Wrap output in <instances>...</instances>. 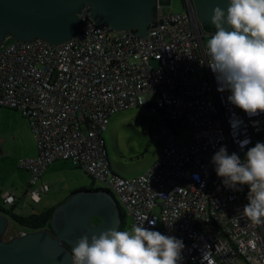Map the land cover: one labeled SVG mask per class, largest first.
I'll return each instance as SVG.
<instances>
[{"label": "built area", "instance_id": "built-area-1", "mask_svg": "<svg viewBox=\"0 0 264 264\" xmlns=\"http://www.w3.org/2000/svg\"><path fill=\"white\" fill-rule=\"evenodd\" d=\"M186 2L185 10L164 13L157 0L144 36L97 24L87 6L82 30L61 44L7 39L0 47V106L19 110L33 131L37 154L19 158L32 198L45 189L38 187L43 172L66 160L113 192L134 226L181 239L182 264H201L203 252L211 264H264V225L242 213L248 186L226 187L211 162L222 146L229 155L246 153L264 114L248 117L227 101L230 92L217 91L206 43L214 33ZM140 106L193 135L183 143L170 139L145 173L127 178L112 169L103 132L113 114ZM233 114L244 121L235 140ZM245 138L250 143L241 148L236 141ZM3 196L4 204L14 203L13 194Z\"/></svg>", "mask_w": 264, "mask_h": 264}, {"label": "clouds", "instance_id": "clouds-1", "mask_svg": "<svg viewBox=\"0 0 264 264\" xmlns=\"http://www.w3.org/2000/svg\"><path fill=\"white\" fill-rule=\"evenodd\" d=\"M211 24L215 34L208 40L207 55L217 91L230 92L227 101L248 117L264 114V0H227L226 10L219 6L213 9ZM229 123L235 140L244 121L233 114ZM236 142L243 148L250 139ZM211 162L226 187L242 190L238 186H248V203L242 213L252 224L264 225V143L257 142L249 148L243 161L236 153L229 155L222 146ZM149 223L154 226L155 220ZM184 248L181 239L137 225L131 231L108 229L91 238L88 234L81 236L72 248L71 261L182 264ZM205 261L211 264L207 252H203L201 264Z\"/></svg>", "mask_w": 264, "mask_h": 264}, {"label": "water", "instance_id": "water-1", "mask_svg": "<svg viewBox=\"0 0 264 264\" xmlns=\"http://www.w3.org/2000/svg\"><path fill=\"white\" fill-rule=\"evenodd\" d=\"M204 29L215 32L211 24L213 9L226 10L227 0H189ZM157 0H0V47L8 38L29 41L33 38L58 45L82 30L80 13L90 7L97 24H108L116 31L137 30L147 34L156 20ZM170 0H159L169 4ZM262 137L264 128L258 133ZM248 148V149H249ZM245 158L246 153L239 155ZM120 175V174H119ZM122 176V175H121ZM117 198L110 190L79 192L54 209L51 229L27 230L5 241L11 218L0 212V264H72L71 251L77 240L88 234L118 230L120 217ZM101 223L91 225V216Z\"/></svg>", "mask_w": 264, "mask_h": 264}, {"label": "rangeland", "instance_id": "rangeland-1", "mask_svg": "<svg viewBox=\"0 0 264 264\" xmlns=\"http://www.w3.org/2000/svg\"><path fill=\"white\" fill-rule=\"evenodd\" d=\"M185 9L184 0H170L169 4L163 5L164 13ZM211 37L212 35L207 34L206 43ZM3 118L10 120L1 122ZM25 122H28V119L19 110L0 106V190L4 185V188L9 190L22 192L16 206L11 207L2 201L0 204L13 208L18 214L31 216V212L38 213L42 209L34 200L29 201L24 193L25 189L29 190V180L25 181V173L29 172L19 166V158L27 156L25 154L30 147ZM192 135L190 127L176 123L170 127L167 121L159 119L148 106L134 107L113 114L107 129L103 132L111 164L127 178L145 173L156 161L163 145L170 139L183 143L189 141ZM95 184L103 186L98 180ZM24 207L29 213L23 210ZM125 218V230L131 231L134 227L133 220L128 215ZM20 229L21 227L11 220L4 239H10Z\"/></svg>", "mask_w": 264, "mask_h": 264}, {"label": "crops", "instance_id": "crops-1", "mask_svg": "<svg viewBox=\"0 0 264 264\" xmlns=\"http://www.w3.org/2000/svg\"><path fill=\"white\" fill-rule=\"evenodd\" d=\"M9 120L10 119L8 118H3L1 122H7ZM24 127L27 130L28 145H30L29 150L27 154L25 155L27 156L36 155L37 154L36 140H35V137H34L29 121L25 122ZM109 162H110L112 169L116 173L124 176L119 170L114 168V166L111 164L110 159H109ZM29 177H30L29 173H25V181L29 180ZM96 182L97 180L94 179L90 174H88L84 169L73 166L69 161L58 160L52 163L43 172L40 182L38 184V187L43 186L45 187V189L42 191L41 196L38 200L32 198L28 190L25 189L24 193H26V196L29 201L31 200L33 202L34 200V202L38 203V205L41 206L42 210L38 212L40 213L46 209L57 208L58 206L65 203L66 201H68L70 198H72L75 194L79 192H94V191H103L104 189H106L104 186L102 187L97 186L95 184ZM4 187L5 186L2 185L1 190H0V195H1L0 201H2L4 204V201H3L4 196L2 197V194L5 195L6 193H11L15 196V201L14 203L7 204V205L16 206V204L19 201V198H21L22 192H15V191L9 190ZM116 200H117L116 206H118V203L121 205L118 199ZM23 210L29 213L26 207H24ZM118 212H119V217H120V223L118 224L117 229L119 230V227L121 225V214H120L119 206H118ZM36 213L37 212H31V215L36 214ZM90 219H91L90 223L92 226H94V224L99 225L101 223V218L98 215H92ZM21 230L22 229H20L19 231ZM24 231H27V230H24Z\"/></svg>", "mask_w": 264, "mask_h": 264}, {"label": "trees", "instance_id": "trees-1", "mask_svg": "<svg viewBox=\"0 0 264 264\" xmlns=\"http://www.w3.org/2000/svg\"><path fill=\"white\" fill-rule=\"evenodd\" d=\"M184 3L186 7V3H187L186 0H184ZM202 28L204 29L203 25H202ZM204 31H207V30L204 29ZM207 32L215 34V32H211V31H207ZM165 121H167L170 127H172L173 124L175 123L171 120H165ZM263 128H264V125H263ZM261 139L264 141V137H262ZM118 206H119V210L121 214V225L119 227V230L124 231L125 225H126V218H125L126 214L123 210V207L119 203H118ZM11 207H14V206H11ZM53 210H54L53 208H50V209L44 210L43 212L32 214L31 216H25V215L16 213L13 208H9V207L4 206L3 204H0V212L7 214L14 223L18 224L21 227V229H24V230H39V229H44V228L51 229V217H52Z\"/></svg>", "mask_w": 264, "mask_h": 264}, {"label": "flooded vegetation", "instance_id": "flooded-vegetation-1", "mask_svg": "<svg viewBox=\"0 0 264 264\" xmlns=\"http://www.w3.org/2000/svg\"><path fill=\"white\" fill-rule=\"evenodd\" d=\"M20 235H21V233H20V231H18L17 234L12 235V237L10 239H12L13 237H16V236H20ZM10 239H8V240L5 239V241H10Z\"/></svg>", "mask_w": 264, "mask_h": 264}]
</instances>
